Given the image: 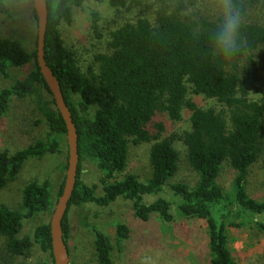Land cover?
I'll list each match as a JSON object with an SVG mask.
<instances>
[{
    "label": "trees",
    "instance_id": "trees-1",
    "mask_svg": "<svg viewBox=\"0 0 264 264\" xmlns=\"http://www.w3.org/2000/svg\"><path fill=\"white\" fill-rule=\"evenodd\" d=\"M45 1L44 57L78 135L77 181L67 212L89 203L108 207L123 198L138 220L146 222L155 214L171 223L175 207L181 217L205 222L208 264H239L229 248V228L249 226L264 238V198H253L246 190L251 168L264 160V0H233L242 26L238 51L231 58L214 51L215 21L208 0H94L105 4L112 16L103 21L98 9L89 8V30L104 48L93 51L87 62L65 45L61 34L85 0ZM0 15L11 18L10 0H0ZM35 43L28 49L21 40L0 37V77L28 68L25 76L0 89V123L15 97L30 99L48 127L44 139L15 152L0 151V188L15 180L28 160L63 154L64 123L37 67ZM195 97L209 106H199ZM185 116L187 129L166 133L167 120L179 123ZM177 142L196 176L193 185L169 181L179 170ZM130 144L149 145L150 175L145 180L124 174ZM83 162L99 171V185L79 179ZM225 164L235 174L230 194L218 184ZM62 182L54 191L50 179L30 181L22 189L20 208L0 205L5 258H25L36 244L45 255L36 264L52 263L48 221L38 224L31 237L20 233L25 220L51 214ZM79 219L93 233L96 264H112L111 239L88 214ZM113 227L119 250L130 229L120 222ZM63 235L69 253L67 216Z\"/></svg>",
    "mask_w": 264,
    "mask_h": 264
},
{
    "label": "rangeland",
    "instance_id": "rangeland-1",
    "mask_svg": "<svg viewBox=\"0 0 264 264\" xmlns=\"http://www.w3.org/2000/svg\"><path fill=\"white\" fill-rule=\"evenodd\" d=\"M9 1V0H8ZM12 16L6 19L0 15V37L21 40L30 49L35 41V21L32 15L30 0H10ZM89 8H96L103 16V21L112 16V11L105 4L94 0H85L82 7L73 10V21L61 27L64 43L76 49L82 61H89L93 51L104 48L103 41L95 39L89 30ZM136 13L134 10L132 14ZM130 15H126L128 17ZM103 28L105 26L102 25ZM105 32V30H103ZM28 68L10 70V78L0 77V89L10 86L12 78H21ZM45 98H48L45 95ZM199 106H209V101L194 99ZM166 120V119H165ZM187 116L182 122H166V133H180L187 129ZM48 127L30 99L10 101L9 111L0 123V151L15 152L27 147L38 139L46 137ZM65 141V136L63 137ZM149 145H129L128 163L124 174H133L139 180H145L150 175L148 164ZM175 148L180 154L179 170L170 179V183L182 182L193 185L196 176L185 161L184 147L177 142ZM66 163L65 146L63 154H49L41 159L28 160L15 180L9 181L0 188V205L11 209L21 206L23 187L30 181L50 179L56 191L64 177L62 166ZM234 172L224 165L218 179V184L224 192H232ZM79 179L86 185H99L100 173L88 162H83ZM168 181V182H169ZM248 194L256 199L264 198V160L255 164L248 175L246 185ZM99 194V189L97 190ZM153 198H145L150 202ZM89 216V221L104 232L114 246L112 264H208L209 250L205 222L198 219H187L180 216L173 207V221L164 223L153 214L150 220L142 222L134 217L131 203L123 198L108 207L95 204H85L82 208L71 207L67 212V224L70 234L68 240L70 264H96L93 248V233L79 224L80 214ZM50 215L40 214L25 220L20 236H32L34 228L49 220ZM120 222L130 229L129 238L121 242L118 250L115 243L113 224ZM3 239L0 237V264H36L45 258L40 248L33 244L30 253L25 258L7 259L1 252ZM229 248L239 264H264V238L255 233V229L242 227L229 228Z\"/></svg>",
    "mask_w": 264,
    "mask_h": 264
},
{
    "label": "water",
    "instance_id": "water-1",
    "mask_svg": "<svg viewBox=\"0 0 264 264\" xmlns=\"http://www.w3.org/2000/svg\"><path fill=\"white\" fill-rule=\"evenodd\" d=\"M31 7L35 14L36 64L53 100L54 108L60 115L65 127L66 168L64 170L61 192L54 202L48 220L51 241V264H70L69 253L63 235V221L77 181L79 165L78 135L59 81L46 64L44 57L45 35L48 23L46 1L31 0Z\"/></svg>",
    "mask_w": 264,
    "mask_h": 264
},
{
    "label": "clouds",
    "instance_id": "clouds-1",
    "mask_svg": "<svg viewBox=\"0 0 264 264\" xmlns=\"http://www.w3.org/2000/svg\"><path fill=\"white\" fill-rule=\"evenodd\" d=\"M208 6L215 21L212 34L214 51L225 58H231L238 51L242 26L240 11L233 0H208Z\"/></svg>",
    "mask_w": 264,
    "mask_h": 264
}]
</instances>
